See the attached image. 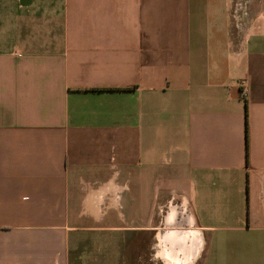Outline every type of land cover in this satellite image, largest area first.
Masks as SVG:
<instances>
[{"label":"crops","instance_id":"1","mask_svg":"<svg viewBox=\"0 0 264 264\" xmlns=\"http://www.w3.org/2000/svg\"><path fill=\"white\" fill-rule=\"evenodd\" d=\"M0 264H264V0H0Z\"/></svg>","mask_w":264,"mask_h":264},{"label":"trees","instance_id":"2","mask_svg":"<svg viewBox=\"0 0 264 264\" xmlns=\"http://www.w3.org/2000/svg\"><path fill=\"white\" fill-rule=\"evenodd\" d=\"M244 109H245V103H244Z\"/></svg>","mask_w":264,"mask_h":264}]
</instances>
